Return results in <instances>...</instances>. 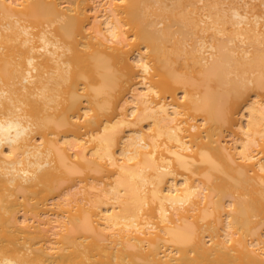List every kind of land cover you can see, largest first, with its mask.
Returning <instances> with one entry per match:
<instances>
[{
    "label": "bare ground",
    "instance_id": "1",
    "mask_svg": "<svg viewBox=\"0 0 264 264\" xmlns=\"http://www.w3.org/2000/svg\"><path fill=\"white\" fill-rule=\"evenodd\" d=\"M166 1L0 0V264H264V22Z\"/></svg>",
    "mask_w": 264,
    "mask_h": 264
},
{
    "label": "rangeland",
    "instance_id": "2",
    "mask_svg": "<svg viewBox=\"0 0 264 264\" xmlns=\"http://www.w3.org/2000/svg\"><path fill=\"white\" fill-rule=\"evenodd\" d=\"M170 3L171 1L169 0L166 1V4L169 5ZM230 3H234L238 6L242 5L243 3H247V7L251 8L255 14L259 15L260 23L264 22V0H197L196 7L199 8L198 12H200L201 14L207 13L209 11L210 13L214 15L218 13L219 10L222 12L223 9H227V5H229ZM224 15H225V19H227L228 12H224ZM162 25L163 24H160L159 26H162ZM175 28L177 27L175 26L174 29ZM182 72H184V74L187 76L189 75V77L198 78V74L195 72L193 68L189 70H183ZM263 96H264V93H263ZM144 127L146 128V125H144Z\"/></svg>",
    "mask_w": 264,
    "mask_h": 264
}]
</instances>
